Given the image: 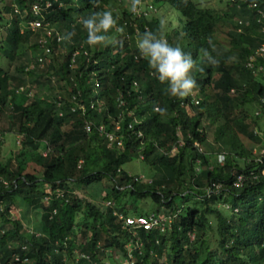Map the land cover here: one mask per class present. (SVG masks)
Listing matches in <instances>:
<instances>
[{"label": "trees", "instance_id": "trees-1", "mask_svg": "<svg viewBox=\"0 0 264 264\" xmlns=\"http://www.w3.org/2000/svg\"><path fill=\"white\" fill-rule=\"evenodd\" d=\"M227 4L222 12L193 0H139L145 13L139 15L132 0H0V58L16 62L26 49L40 50L36 66L20 71L65 90L51 101L0 95L6 121L0 129L19 135L22 150L45 153L42 175L25 174L20 156L2 159L0 140V264H114L111 252L128 257V245L137 241L120 214L173 218L166 233L137 230L143 247L134 252L135 264H264V177L239 138L263 143L255 131L264 116V59L253 69L248 64L264 43V0ZM105 10L116 25L105 42L89 46L80 20ZM36 20L43 26L32 30ZM145 31L191 53L196 83L189 95L172 96L140 56L136 38ZM68 32L71 39H62ZM40 57L51 62L42 65ZM213 129L222 140L218 152L208 148ZM105 133L122 146L109 148ZM93 144L100 146L97 160ZM133 161L150 168L151 180L123 169ZM239 176L245 180L238 188ZM149 205L154 209L146 214ZM14 209L40 220L30 230L29 220L13 218Z\"/></svg>", "mask_w": 264, "mask_h": 264}, {"label": "rangeland", "instance_id": "rangeland-1", "mask_svg": "<svg viewBox=\"0 0 264 264\" xmlns=\"http://www.w3.org/2000/svg\"><path fill=\"white\" fill-rule=\"evenodd\" d=\"M193 1L204 7L214 8L222 12L230 10L229 9L230 7L227 4V0H193ZM1 6L4 7V5ZM151 11H154L153 7L148 6L147 12H151ZM136 12L139 15L145 14L143 13L142 10L140 11L139 8L136 9ZM159 13L160 14L163 13V10L159 11ZM228 28L226 30H228ZM219 38L223 44H228L229 40L225 33H221L219 35ZM1 39L2 36L0 34V41ZM44 50L46 52V48H44ZM40 55H41L40 50L35 52L26 49L25 51L21 52V55L18 57V60L16 62H11L9 59H7L6 56L0 58V66L5 70L3 74H0V95L8 91H14L15 95L18 96L17 97L18 102H21L24 96H28L29 99L41 98L51 101L54 100L56 94L63 93V91L65 92V90L61 89L60 86L58 85L55 87L54 90H50L49 87L39 83L37 78H31L29 75H26V73L20 71L21 68H25V67L29 68L30 70L33 69L34 66H36V64L34 63V59ZM47 60L48 61L46 62V64L51 62V59H47ZM195 96L197 95L193 94V97ZM11 97H13V95L12 96L10 95L9 99ZM195 100H196L195 105L198 107L199 105L198 97H196ZM257 113H260V110L257 109L256 111H254L253 115L257 116ZM258 120L260 123L259 129L262 132H260L258 128H255L258 129L255 132L261 133L260 136H262L263 138L262 144H254L248 139L247 134L239 135V138L241 142L244 144L245 148L249 151L251 150V152H254L255 149H258L259 151L261 148H264V116L262 117V115H260V119ZM0 122H1L0 124L2 125L1 127L6 125V121H4L3 116ZM251 126L253 129V124ZM250 131L251 128L248 129V132ZM4 133L5 132L0 129V134L4 135L3 136L4 138H2V136L0 138V140L4 142V146L2 149V159L6 161L9 158H18L20 156V160L23 163L25 174L41 176L43 173L41 160L42 157L45 156V153L40 154L38 151L34 150L29 146L25 147L22 150V139L19 137V135L13 133L6 135ZM217 138H218L217 129L216 130L213 129V132L210 134L208 141L209 142L208 148L210 152L219 151L220 144H222L221 143L222 140L221 141L217 140ZM20 151L22 152L21 155L19 154ZM90 154L92 155L94 160H97L100 154V146L98 144H93ZM123 169L131 175L140 176V179L141 180L143 179L144 181L151 180L152 178L150 168L146 167L144 163L140 161H133L127 164L126 166H124ZM47 188L49 191L51 190L50 186H48ZM77 192L80 193V191ZM104 204L108 206L106 202ZM179 204H181V202H179ZM226 207L228 208V206ZM148 208L149 209L145 211L146 214L151 213L154 209L151 205H149ZM25 213L26 212L20 211L18 209H14L12 211L13 218H18V219L21 218L22 220H29L30 221L29 228L30 230H32L33 225L40 220V214H34L33 211H30L29 214L27 215L28 217H25ZM79 251H80L79 249L76 250L77 253ZM121 256H123V253L119 251H113V256H110L111 257L110 260H112L114 264H120L122 262L124 263L125 260H122L123 258H121ZM165 260H166V255L162 257L161 261L165 262ZM70 264H80V263H78L77 261H73Z\"/></svg>", "mask_w": 264, "mask_h": 264}, {"label": "clouds", "instance_id": "clouds-1", "mask_svg": "<svg viewBox=\"0 0 264 264\" xmlns=\"http://www.w3.org/2000/svg\"><path fill=\"white\" fill-rule=\"evenodd\" d=\"M139 0H132V11H136ZM87 30L86 43L95 46L105 42L109 29L116 25V20L109 10L93 13L80 20ZM166 21L160 20V30L163 32ZM72 33L68 32L62 39H71ZM136 47L141 57L147 60L148 65L154 70L156 78L167 84V91L172 96L184 97L190 94L196 81L190 75L193 66L191 53L183 51L179 46L170 44L163 35L151 31L140 33L136 38ZM207 56V53H205ZM210 63L214 59L208 56ZM163 111V109H158Z\"/></svg>", "mask_w": 264, "mask_h": 264}, {"label": "built area", "instance_id": "built-area-1", "mask_svg": "<svg viewBox=\"0 0 264 264\" xmlns=\"http://www.w3.org/2000/svg\"><path fill=\"white\" fill-rule=\"evenodd\" d=\"M236 1V0H233ZM48 7L51 6V4L49 3L47 5ZM254 7H257V4L254 5ZM33 11L36 15H39L41 8L39 5H35L33 7ZM262 14V16L264 17V12H260ZM242 24V23H240ZM43 26V23L41 21H34L31 23V28L32 30H38L39 28H41ZM51 34V31H49V35ZM42 42L45 44L46 41L42 40ZM44 48H46V55L51 53V49L47 48L46 45H44ZM257 58H263L264 59V43L262 44L261 47H259L256 56H253L250 59V63L248 64V66L250 68H255V62L257 61ZM48 60L45 59V57H40L39 59V63H41L42 65H45L46 62ZM260 71L263 73L264 75V66L260 67ZM86 129L89 133H91L93 131V124L88 123L86 126ZM119 129V128H118ZM99 132L104 135V129L101 127L99 129ZM105 137L108 140V147H113L114 145H117L118 147L122 146V142L119 140V138L115 135V134H106L105 133ZM198 147H200L199 145H197ZM176 151V150H175ZM253 153V156L255 157L254 161L256 164L260 165L261 168V176L264 177V148H261L259 151L258 149H255ZM225 161V155L221 154L219 156V162L221 164H223ZM257 178V177H255ZM245 178L243 176H239L237 181L235 182V187H241L244 183ZM216 190H220L222 188V185L217 184L213 186ZM108 206L107 207H114L115 204L113 202H107ZM115 215H119L118 212H115ZM120 218L125 222V227L129 230L133 231L134 237L137 238V241L134 243L132 242L130 245H128L129 248V252H128V257H123L121 256V258H123L122 260H125V262L120 263V264H135L134 262V252L136 250H141L143 247V242L140 240V238L137 237V230L144 228L146 231H152L156 228H159V230H161L162 233H166L168 230L171 229V224L173 221L172 217H163V216H157V215H150L148 217H125L124 215H119ZM113 254V252H111ZM81 258L89 260V257L85 254H81ZM15 260L17 262H20L21 259L20 257H16Z\"/></svg>", "mask_w": 264, "mask_h": 264}]
</instances>
